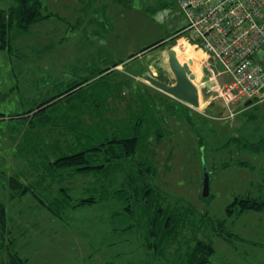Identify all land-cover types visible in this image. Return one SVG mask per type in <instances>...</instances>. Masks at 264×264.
Segmentation results:
<instances>
[{"label":"rangeland","instance_id":"374dc122","mask_svg":"<svg viewBox=\"0 0 264 264\" xmlns=\"http://www.w3.org/2000/svg\"><path fill=\"white\" fill-rule=\"evenodd\" d=\"M15 3L0 0V8ZM44 4L45 12L58 16L32 25L27 33L14 29V54L0 50V113L6 117L23 113L69 84L111 68L112 73L97 81L95 89L86 86L82 92L88 98L103 88L117 93L110 102V117L127 116L142 105V99L149 102L138 159L152 165L155 181L168 202L185 212L184 225L175 234V241L155 258L143 246L141 230L135 227L126 231L125 217L113 218L122 202L110 200L71 208L65 218H58L30 194L10 197L7 179L11 175H20L25 182L38 181L43 170L35 172L34 162L45 158L36 153L54 147L57 140L67 150L75 139L65 133L66 117L60 120L55 116L46 128L29 132L31 146L27 148V125L6 118L0 121V202L7 208L11 234L0 236V264L8 263L13 249L27 259L26 264H182L188 262L197 240L215 247L209 264H264L263 246L242 239L250 236L264 241V211H228L237 196L264 197V150L254 149L264 139V104L241 112L246 101L228 106L218 97L200 109L173 108L166 105L177 102L176 98L134 78L143 72L144 65L159 68L160 63L167 84L175 83L167 51L179 46L182 62L194 57L201 63V56L185 46L183 36L189 41V32L177 33L188 24L181 0H44ZM161 39L165 45L129 61L132 54ZM120 61L128 62L124 74L118 72L124 70L121 64L115 65ZM199 71L200 84V64ZM229 79L228 75L220 78L222 82ZM122 85L127 87L122 90ZM121 93L125 97L121 98ZM80 102L78 96L63 100L55 110L70 115L71 106ZM85 104L83 124L95 127L99 116ZM231 110L237 112L234 117H229ZM205 165L210 175L208 197L203 196ZM65 176L66 180L54 185L50 177L43 184L50 186L43 189L50 200L62 197V186L68 187L73 198L83 197L95 181L92 174L70 172ZM215 224L221 225L226 237L218 234ZM10 241L14 248L9 251L6 244Z\"/></svg>","mask_w":264,"mask_h":264},{"label":"trees","instance_id":"16d2710c","mask_svg":"<svg viewBox=\"0 0 264 264\" xmlns=\"http://www.w3.org/2000/svg\"><path fill=\"white\" fill-rule=\"evenodd\" d=\"M56 16L58 15L54 12H45L44 0H16L13 6L0 8V50L14 54L12 45L14 29L18 33H27L32 25ZM184 29L177 33L184 32ZM163 44H166L165 39L158 40L143 47L137 53L154 49ZM137 53L132 54L131 57L136 56ZM119 64L116 63L115 65ZM110 73H112V69L106 68L92 77L69 84L63 91L41 100L39 104L23 113L8 117L0 113V121L6 120V118L17 119L27 125L28 130L25 136L27 148L31 146L29 132L37 128H46L54 121L53 117L55 116H59L60 120H63V115L66 117L63 124L66 129L65 133L72 134L75 139V143L69 142L70 145L67 150H64L60 140H57L54 147L47 146L43 153H36V155L42 154L41 157L45 158L42 161H36L37 163L34 162L35 172L43 170L38 174V181L25 182L20 175H11L7 179L11 191L10 197L24 198L30 194L41 206L58 218H65L63 215L71 208L93 206L110 200L122 202L121 209L113 213V218L125 217L128 223L123 229L126 231L135 227L138 231L141 230L144 239L143 246L152 252L155 258H159L170 243L175 241V234L183 227L185 212L168 202L163 190L155 181V170L152 165L146 160L138 159V150L144 135L142 126L145 124V118L148 117L145 110L147 104L150 105L149 102L142 99L144 101L141 102L142 105L131 110L127 116L118 118L107 116L111 110L110 102L117 97V93L114 94L103 88L99 92L90 93V98L83 94L82 90L86 86L95 89V83ZM76 96L81 102H90L89 105L92 108L89 110L92 109V111L97 112L99 122L96 123L95 127L88 126L86 128L84 126V120L81 116L83 106L79 103L71 106V110L68 111L70 115L65 114L63 110H55L59 102ZM120 97L125 96L121 93ZM174 102V104L169 103L166 106L191 109L178 100ZM129 106L130 109L132 104ZM152 111L153 109L150 108L149 113ZM261 148L264 150V139L254 146L255 150H261ZM34 149L36 150V148ZM32 165L33 163L29 164L31 169H33ZM70 172L82 175L92 174L95 176V181L87 187V193L83 197L73 198L67 190L68 187L62 186V184L61 192L63 190L64 193L62 197L50 200L44 194L47 191L43 192V189L50 187L43 185L46 183L45 181L50 177V183L54 185L56 181L66 180L68 175H65ZM121 172L124 174L120 180ZM112 175L115 176L108 182ZM248 210H264V197L237 196L228 207V211L232 213L242 214ZM8 221L7 208L5 204L0 202V236L2 238L9 237L11 234ZM214 226L219 235L226 237L221 225H219L220 228L216 224ZM116 228L118 229V227ZM229 234L236 235L233 232ZM6 246L9 251L14 248L11 241ZM214 253L213 244L197 240L189 252L187 263L209 264ZM7 262V264H26L27 259L20 257L13 249Z\"/></svg>","mask_w":264,"mask_h":264},{"label":"built area","instance_id":"2783aa9c","mask_svg":"<svg viewBox=\"0 0 264 264\" xmlns=\"http://www.w3.org/2000/svg\"><path fill=\"white\" fill-rule=\"evenodd\" d=\"M184 32L202 50L206 88L229 106L264 92V0H181ZM229 80L222 82L221 76ZM237 112L231 110L229 117Z\"/></svg>","mask_w":264,"mask_h":264},{"label":"water","instance_id":"95a60500","mask_svg":"<svg viewBox=\"0 0 264 264\" xmlns=\"http://www.w3.org/2000/svg\"><path fill=\"white\" fill-rule=\"evenodd\" d=\"M260 54L261 57L264 58V51H261ZM168 57L170 68L176 78L175 84L169 85L150 75H145L144 79L151 85L166 94L171 95L177 100L184 102L193 108H200V89L194 83L196 80V74L192 70L194 60L189 58L187 62H182L175 48L168 50ZM204 170L203 196L208 197L210 195V175L206 165L204 166Z\"/></svg>","mask_w":264,"mask_h":264},{"label":"crops","instance_id":"0c3cea01","mask_svg":"<svg viewBox=\"0 0 264 264\" xmlns=\"http://www.w3.org/2000/svg\"><path fill=\"white\" fill-rule=\"evenodd\" d=\"M183 40H184V42H185V46H186V48L187 47H191L190 49H192L196 54H198V55H200L201 56V63H198V60L196 59V58H194V57H192V59L194 60V64H193V66H192V70H193V72L196 74V80L194 81V83L198 86V88L200 89V100H201V106L200 107H203V105H207V106H210V105H212L217 99H218V94L216 93V92H209L208 91V89L206 88V81L208 82V78L205 76V69H204V59H205V57H206V55H205V53L202 51V50H200V49H197V48H195L194 46H192V44L190 43L191 41L189 40H187V38H185L184 36H183ZM177 52H180V50H181V48H180V46L179 47H177ZM147 51H145V52H139V53H137L136 54V56H134V57H129V61H132L134 58H136L137 56H140V55H144L145 53H146ZM167 55H168V51H167ZM169 58V57H168ZM127 61V60H126ZM126 61H120L119 63L121 64V67H123V69H124V64H125V62ZM126 63H128V62H126ZM119 64V65H120ZM149 64V63H148ZM199 64H200V66H201V78L203 79V82L201 81V83L199 84L198 82H197V80L199 79ZM161 67H160V63H159V68H157V67H154V65H150L149 67L148 66H146L145 67V65L142 67V71L143 72H141V73H139V74H137V75H134V78L135 79H137V80H141L142 81V83H145V85H148V86H150V87H154V88H156L155 86H153V85H151L150 83H148L145 79H144V76L145 75H150V76H153V77H156L157 79H159V80H162L163 82H166L167 83V81L165 80V78H164V74H166L165 72H164V74L162 75V72L163 71H161V69H160ZM157 70H159V71H157ZM160 71H161V73H160ZM119 72V74L120 73H125V69L124 70H121V71H118ZM160 73V74H159ZM160 75H162V76H160ZM131 78V77H130ZM162 78V79H161ZM175 83H176V81H175ZM175 83H172V84H175ZM126 84V83H125ZM172 84H169V85H172ZM127 86L126 85H123V89L122 90H124V88H126ZM156 89H158V88H156ZM159 90V89H158ZM159 91H161V90H159ZM161 92H163V91H161ZM163 93H165V92H163ZM204 93L205 94H207V97L206 96H204ZM166 94V93H165ZM207 98V99H206ZM179 101V100H178ZM181 102V101H180ZM242 102V101H241ZM86 104L84 105V106H86V108H92L89 104H90V102H85ZM182 103H184V102H182ZM79 104H81V106L83 105V102H80ZM184 104H186V103H184ZM262 104H264V92L262 93V96H261V98H259L258 100H255V101H246L245 102V107L242 109V110H240L241 112H246V110L247 109H249L250 107H252V106H258V105H262ZM187 105V104H186ZM189 107H191L190 105H188ZM191 108H193V107H191ZM194 109H196V108H194ZM198 109H200V108H198ZM200 111V110H199ZM262 211H264V210H262ZM262 211H260V212H262ZM240 235V234H239ZM239 235L238 234H236L235 236L236 237H239ZM242 239L244 240V241H246V242H248V243H253V244H261L263 247L261 248L263 251H264V241H255V240H253L250 236L249 237H242ZM263 260H264V258H263ZM263 263H264V261H263Z\"/></svg>","mask_w":264,"mask_h":264}]
</instances>
